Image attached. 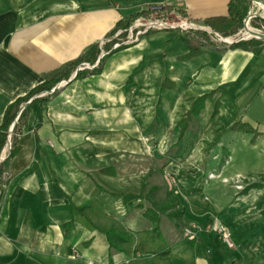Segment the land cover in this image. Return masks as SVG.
Instances as JSON below:
<instances>
[{"label": "crops", "instance_id": "1", "mask_svg": "<svg viewBox=\"0 0 264 264\" xmlns=\"http://www.w3.org/2000/svg\"><path fill=\"white\" fill-rule=\"evenodd\" d=\"M229 2L0 0V125L9 104L131 15L164 6L173 23L192 25L144 34L102 57L97 73L79 64L51 95L26 103L19 149L0 182V264H154L153 254L111 251L105 234L151 232L146 210L158 218L168 264H264V42L254 54L206 38L216 32L204 21L227 17ZM235 122L259 135L230 131ZM241 147L254 163L232 157ZM163 166L175 186H166ZM211 172L219 177L207 179ZM248 175V189L231 187ZM215 221L229 228L232 248ZM192 225L209 228L186 237Z\"/></svg>", "mask_w": 264, "mask_h": 264}, {"label": "trees", "instance_id": "2", "mask_svg": "<svg viewBox=\"0 0 264 264\" xmlns=\"http://www.w3.org/2000/svg\"><path fill=\"white\" fill-rule=\"evenodd\" d=\"M249 2L247 0H230L228 4V16L227 17H216V18H209L204 21V24L210 27L214 32L222 35V36H231L238 32V30L242 27V22L245 19L248 9H249ZM150 10H155L161 16H167V12H170V8L164 6H155L149 7L144 10H141L133 15H131L124 23H118L115 30H113L109 35H113L118 28H127L135 19L140 17H145L149 15ZM260 25L258 28H264V20H259ZM200 35L205 36L204 33H200ZM263 42L260 40H249V41H241L236 44L230 46L233 49H243V50H250L254 54H258L261 50V46ZM123 46H120L117 49H121ZM115 49V50H117ZM113 50V51H115ZM111 51V52H113ZM197 50L190 51L185 58L192 57L197 54ZM99 45H93L89 47L75 62L68 65L64 71L55 73L52 75L48 80L44 81L40 85L34 87L30 90L26 95L17 98L14 102L9 104L4 113L2 123L0 125V154L4 148L6 137L8 134V130L13 124L16 119V123L12 130L11 135V150L9 156L0 163V182L4 173L7 170L8 161L12 158L18 151L19 147L17 146V135L20 134L21 128L25 123L27 111H28V104H26L34 95L37 93L50 90L53 86L58 84L62 78L68 79L70 71L76 67L77 65L87 62L89 64H93L99 55ZM104 58V57H103ZM100 62L102 61V59ZM98 64V67L100 65ZM98 67L92 70V73L98 72ZM84 75V73L77 72L76 78H80ZM207 96H203L198 98L192 105L191 114L197 115L199 110L201 109V105L203 101L206 99ZM26 104L24 108L20 111V106ZM218 104H216V108L213 112V115L217 113ZM18 114V115H17ZM230 131L234 132H242V133H250L252 134V140L259 135V133L252 128H250L247 124H242L240 122L234 123L229 127ZM180 211L177 212L180 215ZM145 217L150 219L154 224L155 227L151 232H143L140 234H136V238L133 234L123 230L120 227H115L112 229H108L105 231L107 241L109 244V249L115 252H124L127 256H132L135 254H153L154 258L152 262L154 264L162 263L168 264V255H169V248L163 244V240L161 239L160 233L158 232L157 222L158 218L155 216V213L150 210H146ZM158 242L159 245L157 244ZM137 264H144V260H140L136 262Z\"/></svg>", "mask_w": 264, "mask_h": 264}, {"label": "built area", "instance_id": "3", "mask_svg": "<svg viewBox=\"0 0 264 264\" xmlns=\"http://www.w3.org/2000/svg\"><path fill=\"white\" fill-rule=\"evenodd\" d=\"M252 20H264V7L258 3L250 2V9L247 12L245 19L243 20V27L237 33H235L233 36L226 37V38H229L230 41H226L225 40L226 38L221 37L220 34L215 33V34H213V36L218 39L217 40L218 43H223L227 47H230L231 45L236 44V43L241 42V41H249L252 38H251V35L248 37L244 36V34L246 32L254 31V32L264 33V30L262 31L259 28L255 29V28L250 26V22ZM178 27L182 30H189L192 27V25L189 23H186V22L172 23V22H168L167 20H158V19L144 20L141 17L137 18L127 28L117 30L116 33L114 34V36H112V39H113V38L118 37L122 32H126L127 36H126V39L124 41L115 42L113 44V46L106 53L101 52L95 63H93V64L81 63L79 66H77L76 71H80V70H84V69L94 70L95 68L98 67L99 60L104 55H107L108 53L119 48L120 46H125V45H129V44L136 42L141 36H143L144 34L150 32L152 30H158V29H164V28L175 29ZM134 30H135V33H134ZM110 40H111L110 38H107V39L101 41V43H99V48L101 49V46H103L106 42H110ZM57 87H58V85L52 87L49 91H45V92L40 93L39 95L52 94L56 90ZM12 130H13V127L11 125V127L8 130V134L6 137V142H5L4 148L2 150V155L0 157V163L3 162L10 154ZM217 177H219V176L213 172H211L207 175V179H209V180H213ZM245 180H247V181L249 180L251 182V181H253V178H245L243 176H236L233 180L230 181V183H231L232 187L237 192H240L246 188L244 186L247 183L243 182ZM221 181L224 183H228V180H226V179H221ZM205 200H208V199L205 198ZM208 228H209V226L202 228V227H198L197 225H192L189 228L184 229V235L186 237H195L197 232H199L203 229H208ZM213 229H214L215 233L217 234L219 240L221 241V243L223 245H225L227 248L233 247V243L231 240V232L226 225H224L222 222L215 221V223L213 224Z\"/></svg>", "mask_w": 264, "mask_h": 264}, {"label": "rangeland", "instance_id": "4", "mask_svg": "<svg viewBox=\"0 0 264 264\" xmlns=\"http://www.w3.org/2000/svg\"><path fill=\"white\" fill-rule=\"evenodd\" d=\"M249 9H250V4H249ZM249 9H248V11H249ZM167 15V14H166ZM141 18H143L144 20H150V19H158V20H168L169 22H177L176 20H172V19H168L167 18V16H165L164 15V17L163 16H161V14H159L157 11H155V10H150L149 11V15H147V16H145V17H141ZM258 24H259V22L257 21V20H252L251 22H250V26L251 27H253V28H255V29H258ZM242 27H243V22H242ZM241 27V28H242ZM240 28V29H241ZM121 29H123V28H119L118 30H121ZM239 29V30H240ZM238 30V31H239ZM263 31V30H262ZM116 33V32H115ZM114 33V34H115ZM134 33H135V30H134ZM114 34L113 35H111V37H110V42H106L103 46H101V49L99 48V50H100V53L101 52H104V53H106L112 46H113V44L115 43V42H122V41H124L125 39H126V36H127V33L126 32H122L118 37H116V38H113L112 39V36H114ZM207 35V39L208 40H214V42L216 43V44H221V45H225V44H223V43H218V39L217 38H215L214 36H212V35H208V34H206ZM234 35V34H233ZM233 35H231V36H233ZM221 37H223V38H226V37H230V36H222L221 35ZM252 40V39H251ZM99 45V44H98ZM100 53H99V55H100ZM106 55H104L103 57H105ZM85 70H87V69H85ZM54 87V86H53ZM45 91H49V90H44V91H41V92H39V93H37L38 95L40 94V93H42V92H45ZM51 95V94H50ZM46 96H49V94L48 95H46ZM192 115V114H191ZM235 123H237V122H235ZM243 124V123H242ZM250 128H252V127H250ZM253 129V128H252ZM254 130V129H253ZM256 131V130H255ZM250 134V133H249ZM239 143L237 142L236 144H235V147H237V148H239ZM232 157H234V159H239V158H242L243 160H244V162L245 163H254L255 162V160H254V157H253V152L251 153V151H249L248 150V148L247 147H241V150H239L238 151V149H237V151H236V154L234 155V156H232ZM224 158H225V155L224 156H220L219 158H218V160H217V164H216V167H218L219 165H220V163L221 162H223L224 161ZM239 161H240V159H239ZM161 174H162V177L163 178H165V184H166V186H169V188H170V186H175V181L176 180H174V182H173V180H172V177L168 174V171H166V169H165V167L163 166L162 168H161ZM243 177H245V178H249V177H252L251 175H248V176H243ZM256 176H254V178H255ZM261 177V176H260ZM157 179H158V181H159V177H158V175H153V177H152V179H151V181L150 182H152L151 184H156V186H158V184H160V182H158L157 181ZM154 180V181H153ZM244 183H247V184H249V180L247 181V180H245V181H243ZM231 184V183H230ZM232 187V186H231ZM244 187H246L245 189H248L250 186H244ZM244 189V190H245ZM240 192H243V191H240ZM171 197V192L170 191H168L167 190V192L165 193V195H162V198H161V200L162 201H169V198ZM146 199H147V197H146ZM148 201V200H147ZM164 204H162V206H163Z\"/></svg>", "mask_w": 264, "mask_h": 264}, {"label": "water", "instance_id": "5", "mask_svg": "<svg viewBox=\"0 0 264 264\" xmlns=\"http://www.w3.org/2000/svg\"><path fill=\"white\" fill-rule=\"evenodd\" d=\"M249 2H253V3H258V4H260L261 5V3H260V1L259 0H248ZM251 38L252 39H255V40H260V41H263L264 42V33H262V32H256V33H252L251 32ZM25 106V105H24ZM24 106H21V108H20V110H19V112H18V114L20 113V111L24 108ZM17 114V115H18ZM15 123H16V119H15V121L13 122V124H12V127H14V125H15Z\"/></svg>", "mask_w": 264, "mask_h": 264}, {"label": "bare ground", "instance_id": "6", "mask_svg": "<svg viewBox=\"0 0 264 264\" xmlns=\"http://www.w3.org/2000/svg\"><path fill=\"white\" fill-rule=\"evenodd\" d=\"M249 30H250V29H249ZM251 32H252V33H256V32H254V31H248V32H246V33L244 34V36L248 37V36L252 35ZM225 40H226V41H230L229 38H226Z\"/></svg>", "mask_w": 264, "mask_h": 264}]
</instances>
